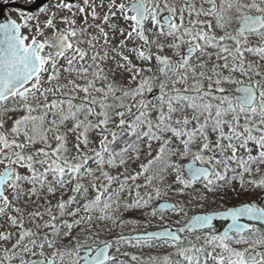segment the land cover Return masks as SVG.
<instances>
[{"label":"snow or ice","instance_id":"snow-or-ice-1","mask_svg":"<svg viewBox=\"0 0 264 264\" xmlns=\"http://www.w3.org/2000/svg\"><path fill=\"white\" fill-rule=\"evenodd\" d=\"M16 11L0 22V264H264V0ZM157 241L174 251L121 252Z\"/></svg>","mask_w":264,"mask_h":264},{"label":"rangeland","instance_id":"rangeland-1","mask_svg":"<svg viewBox=\"0 0 264 264\" xmlns=\"http://www.w3.org/2000/svg\"><path fill=\"white\" fill-rule=\"evenodd\" d=\"M2 1H11V0H2ZM19 1H23V2H26V0H19ZM9 15L11 18H13L14 20L18 21V22H22L21 21V16L20 14L14 10V9H9ZM40 16V19L43 20L44 19V14H39ZM31 23H34V22H30ZM23 33L25 34H34V31L33 33H29V28L28 27H24L23 28ZM39 146V145H37ZM59 194H57L58 196ZM66 198V197H65ZM53 203H55V198L53 199ZM198 210H195L193 213L197 212ZM155 222V221H153ZM133 228L134 226L133 225H129L127 227H125L122 231H128L129 233H133ZM157 244V247H154V248H148V247H144V248H137L136 251H127V252H131L133 254H140V253H144L145 255L147 254H152V255H160V256H163L169 252H172L174 251L173 249L171 248H167V247H163V246H160V242L157 241L156 242ZM125 248V246H121V250H123ZM261 250H264V249H261Z\"/></svg>","mask_w":264,"mask_h":264},{"label":"water","instance_id":"water-1","mask_svg":"<svg viewBox=\"0 0 264 264\" xmlns=\"http://www.w3.org/2000/svg\"><path fill=\"white\" fill-rule=\"evenodd\" d=\"M43 3H44V0H36V3L32 4V5H28L27 2H23V1H19V0H11V1L0 0V22H4L6 19H13L10 17L9 12H8V9L11 7L17 8V9H27L28 11H34L35 12L38 10V5H41ZM157 228L158 227H155V228L149 229L148 231H152V230H155ZM140 232L142 233L143 231H140ZM131 234H135V233L133 232ZM125 235H128V234H125Z\"/></svg>","mask_w":264,"mask_h":264},{"label":"trees","instance_id":"trees-1","mask_svg":"<svg viewBox=\"0 0 264 264\" xmlns=\"http://www.w3.org/2000/svg\"><path fill=\"white\" fill-rule=\"evenodd\" d=\"M236 201H230V203H235ZM197 210L196 208H192L191 210V213L190 214H193V212ZM173 219H176V217H173ZM141 224H143V221H141ZM154 227H158V224L156 222H153L152 225L148 228V229H151V228H154ZM147 229V230H148ZM217 230H220V228H216ZM137 231H144L143 227H141L140 229H138ZM121 232V229H115L113 232H112V236H116L118 235L119 233ZM133 232V231H132ZM124 234H129L128 231H124ZM103 238V237H102ZM134 243V242H133ZM137 248H133V247H129V246H125V248L123 250H121V252H127V251H136ZM113 254H115L114 252V249L112 250ZM131 253V252H130ZM121 259H124V260H127L129 261V264H131V261H130V257H123L121 256L120 257ZM173 259H176V257H173Z\"/></svg>","mask_w":264,"mask_h":264},{"label":"flooded vegetation","instance_id":"flooded-vegetation-1","mask_svg":"<svg viewBox=\"0 0 264 264\" xmlns=\"http://www.w3.org/2000/svg\"><path fill=\"white\" fill-rule=\"evenodd\" d=\"M9 9H14V10H16L17 8H9ZM9 9H8V11H9ZM38 11V10H37ZM18 22V21H17ZM234 26H238V22H236V21H234ZM22 32H23V28H22ZM226 224L225 223H223V222H217L216 223V228H220V230L225 226ZM258 226H260V225H258ZM261 227H264V226H261Z\"/></svg>","mask_w":264,"mask_h":264}]
</instances>
